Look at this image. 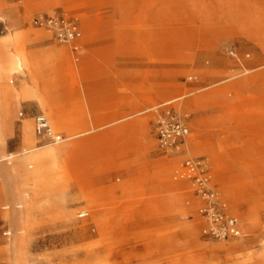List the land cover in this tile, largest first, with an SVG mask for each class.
I'll use <instances>...</instances> for the list:
<instances>
[{
  "label": "rangeland",
  "instance_id": "374dc122",
  "mask_svg": "<svg viewBox=\"0 0 264 264\" xmlns=\"http://www.w3.org/2000/svg\"><path fill=\"white\" fill-rule=\"evenodd\" d=\"M43 1L0 0V50L16 53V44L3 47L2 42L12 33L21 35L23 50L35 60L31 87L49 106L37 107L35 98L13 100L0 151L8 155L22 150L21 125L31 120L35 130L40 114L50 120L53 135L67 138L90 130L92 138L60 161L48 190H32L34 181L26 174L5 179L3 169L14 160L0 161V264H12L14 255L7 247L17 237L29 264H214L213 249L232 248L242 239L234 256L247 253L264 236V151L255 147L262 132L257 107L238 109L236 97L259 86H238L256 70L228 80L224 76L246 71L240 62L241 42L254 37L264 41V23L225 19L219 1L229 0H196L204 6L203 22L210 27L204 35L189 30L174 36L180 46L162 54L153 48L154 14L116 13L125 6L113 0H56L50 13ZM237 1L248 14H263L264 0L259 5ZM57 16L77 23L82 33L77 41H59L54 31L36 25L39 19ZM53 48L67 49L68 59L48 57ZM194 69L211 73L195 77ZM19 81L13 77L5 85L17 87ZM197 91H218V99L198 110L184 100L179 106H154ZM51 110L59 116L60 128L52 124ZM163 110L178 113L190 128L179 148L159 146L154 124ZM133 113H139V128L123 138L107 137L127 124L119 122L124 115ZM50 142L38 139L36 144ZM188 161L209 178L214 200L239 220L243 238L204 235L209 226L201 215L206 200L187 176ZM239 184L252 195L243 197ZM27 193L33 198L31 210L17 206ZM83 195H90L99 209L97 218L76 216L77 222L88 220L86 231L76 229L62 213L63 199L77 214L90 212ZM12 212L15 216L7 218ZM239 212L248 217L246 222ZM99 225L107 227L103 233L96 231Z\"/></svg>",
  "mask_w": 264,
  "mask_h": 264
},
{
  "label": "bare ground",
  "instance_id": "6f19581e",
  "mask_svg": "<svg viewBox=\"0 0 264 264\" xmlns=\"http://www.w3.org/2000/svg\"><path fill=\"white\" fill-rule=\"evenodd\" d=\"M56 0H44L42 5H46V11L52 13L51 5L55 3ZM68 1V0H64ZM72 3L76 2H86L87 0H71ZM91 1V0H90ZM115 3L124 4V8L115 11L119 14L126 13H138L139 11H145L146 14H154L155 20L153 24V44L154 50L156 52L167 54L175 51L177 46H180V42L172 40L174 36L182 35V33L189 30H199L201 35L208 30L210 26L204 24L203 22V10L204 6L196 2V0H113ZM216 1L217 0H213ZM219 1V0H218ZM256 5H259L260 1L255 0ZM239 2V3H238ZM242 1H219L220 12L226 11L224 18L227 20H232L239 18L240 20L251 19L252 22L264 23V11L262 15H250L246 12V9H242ZM218 4V3H217ZM222 5V6H221ZM254 5V4H253ZM254 5V6H256ZM131 6V7H130ZM225 6V7H224ZM139 8V9H132ZM264 10V6H263ZM229 14V15H228ZM235 14H239V17H235ZM242 14H248L247 16H242ZM197 15V16H196ZM233 15V16H232ZM200 21L202 24H199ZM43 38L41 34L37 35ZM20 34H10L7 36L3 42L2 46L5 47L9 44L17 45V52L14 54H8L7 52L0 50V143L3 142L2 132L4 127L9 122L10 110L12 107L13 100H19L22 98H35L37 107L41 109L49 108L46 103V99L38 95L37 90L32 89L30 84V78L34 79L36 74L35 60L27 54L21 44ZM77 41V40H76ZM74 42V41H73ZM242 50H241V64L246 68L245 72H240L236 74H225L224 80L232 79L237 76L243 75L246 72H251L256 70L255 73L244 78V80L238 83L240 89L246 88V83L251 82V84L258 87L255 91H249L247 96L245 93L237 95L238 109L241 107H257V116L260 117L257 121V126L262 129L260 136H257V141L255 142V147L264 151V41H259L257 38H250V40H242ZM202 52V49H198ZM69 51L67 49H57L53 48L48 50L46 53L48 57L62 56L68 59ZM202 55V54H201ZM203 55L201 56V60ZM157 64V62H155ZM194 63V62H193ZM195 65V64H193ZM206 72L211 73V71L194 69L191 74L192 76L202 77ZM16 77L18 78L19 84L17 87H10L7 84L9 79ZM245 84V85H244ZM218 91L207 92L202 94L201 91L194 92L192 94H186L185 96H179L177 98H171L164 100L161 104H154L158 108L171 106L176 104L180 105L182 100L187 102L193 109L198 110L210 104L213 100H216ZM190 97V98H189ZM188 99V100H187ZM139 113H133L130 115H124L119 122L127 121L118 127L115 131L109 132L107 135L114 138H123L129 133H132L140 126L136 122V118ZM141 115V114H140ZM51 121L55 128L61 127V120L59 116L56 115L54 111L51 110ZM49 120V119H48ZM50 124V132L43 136L42 138L37 136L36 131L31 120H25L21 125V135L20 140L23 144L22 150L16 153L4 154L0 151V161H10L14 160V163L9 164V166L4 167V178L5 179H16L23 174L27 175V178H31L34 181L32 190L43 191L45 189H51L53 183H55L54 172L58 167L60 161L69 155L78 145H87L91 141L90 130H83L76 134L69 135L64 138L62 135H53V129ZM38 139L50 140V143L39 146L36 144ZM196 138L192 139V142ZM49 142V141H48ZM3 147V146H2ZM0 146V150L2 149ZM3 186H0V191H3ZM238 191L240 194L245 196H251L250 190L243 184H239ZM245 195V196H244ZM26 198L21 199V202L17 206L25 207L26 210H31L33 205L31 200L32 196L27 193ZM31 198V199H30ZM83 199L89 205L90 212L83 211L77 214L76 211L70 210L69 203L64 199L63 203V215L64 217L73 224L76 229L86 231L88 229L87 222L80 223L76 221V216L86 217L91 216V218H97L99 214V209L97 204L94 203L90 195H83ZM75 201H79L75 198ZM241 220L246 222L248 217L245 213L239 212ZM15 216V212L6 215L7 218ZM22 219V217L20 218ZM107 227L99 225L96 229L97 232L103 233ZM243 234L240 238H243ZM242 241L233 244L234 247L230 248L227 246L216 247L211 251V261L216 262L214 264H264V236L259 238L256 245H252L241 257H235V251H239L243 246ZM23 242L21 237H17L14 243L9 244L7 251L13 256L12 264H29L30 260L25 247L22 245ZM96 264H106L98 262ZM213 264V263H212Z\"/></svg>",
  "mask_w": 264,
  "mask_h": 264
},
{
  "label": "built area",
  "instance_id": "2783aa9c",
  "mask_svg": "<svg viewBox=\"0 0 264 264\" xmlns=\"http://www.w3.org/2000/svg\"><path fill=\"white\" fill-rule=\"evenodd\" d=\"M36 25L55 32L57 40L73 42L81 37L82 33L77 23L67 16L43 18L36 21ZM35 131L37 136L43 137L50 132L48 118L40 114L35 118ZM190 128L180 115L172 110H163L158 113L154 133L163 150L179 148L189 135ZM187 176L190 177L197 192L206 200V206L201 209V215L209 222L204 229V235L212 238L240 237L242 235L239 220L223 211V206L214 200L215 194L210 187V180L203 173H199L200 166L188 161L185 164Z\"/></svg>",
  "mask_w": 264,
  "mask_h": 264
}]
</instances>
